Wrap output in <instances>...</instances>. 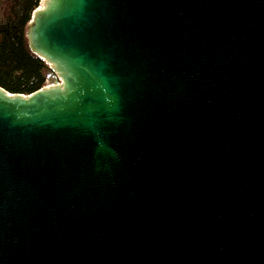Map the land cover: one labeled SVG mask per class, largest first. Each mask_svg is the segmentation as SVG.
<instances>
[{"label":"water","instance_id":"water-1","mask_svg":"<svg viewBox=\"0 0 264 264\" xmlns=\"http://www.w3.org/2000/svg\"><path fill=\"white\" fill-rule=\"evenodd\" d=\"M26 37L0 264H264V0H41Z\"/></svg>","mask_w":264,"mask_h":264},{"label":"trees","instance_id":"trees-1","mask_svg":"<svg viewBox=\"0 0 264 264\" xmlns=\"http://www.w3.org/2000/svg\"><path fill=\"white\" fill-rule=\"evenodd\" d=\"M41 0H0V87L28 94L45 84L49 66L34 54L26 27Z\"/></svg>","mask_w":264,"mask_h":264},{"label":"rangeland","instance_id":"rangeland-1","mask_svg":"<svg viewBox=\"0 0 264 264\" xmlns=\"http://www.w3.org/2000/svg\"><path fill=\"white\" fill-rule=\"evenodd\" d=\"M49 69V68H48ZM46 73H47V71H46ZM47 75V74H46ZM47 77V76H46ZM48 83V80L46 79L45 80V84L44 85H46Z\"/></svg>","mask_w":264,"mask_h":264}]
</instances>
